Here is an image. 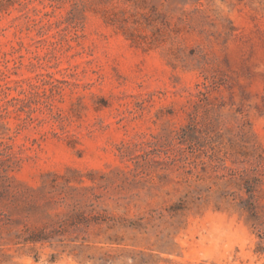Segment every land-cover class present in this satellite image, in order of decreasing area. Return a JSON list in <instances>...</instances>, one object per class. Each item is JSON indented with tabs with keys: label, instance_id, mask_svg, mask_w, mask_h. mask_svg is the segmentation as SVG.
I'll return each instance as SVG.
<instances>
[{
	"label": "rangeland",
	"instance_id": "374dc122",
	"mask_svg": "<svg viewBox=\"0 0 264 264\" xmlns=\"http://www.w3.org/2000/svg\"><path fill=\"white\" fill-rule=\"evenodd\" d=\"M0 264H264V0H0Z\"/></svg>",
	"mask_w": 264,
	"mask_h": 264
},
{
	"label": "trees",
	"instance_id": "16d2710c",
	"mask_svg": "<svg viewBox=\"0 0 264 264\" xmlns=\"http://www.w3.org/2000/svg\"><path fill=\"white\" fill-rule=\"evenodd\" d=\"M231 170H232L233 172L235 171V170L232 169V168H231ZM241 175L243 176V178H245V177H244V173L241 174ZM256 179H257V178H255V177H251V178L247 177V178L245 179V181L247 182V191H248L249 193H252L253 188H254V185H255V182H256Z\"/></svg>",
	"mask_w": 264,
	"mask_h": 264
}]
</instances>
